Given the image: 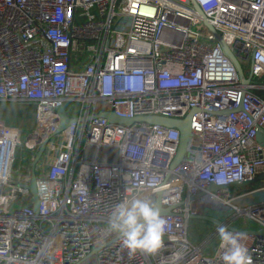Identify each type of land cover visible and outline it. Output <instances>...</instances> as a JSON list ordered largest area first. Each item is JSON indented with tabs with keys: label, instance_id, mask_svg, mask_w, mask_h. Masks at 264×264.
Instances as JSON below:
<instances>
[{
	"label": "built area",
	"instance_id": "built-area-1",
	"mask_svg": "<svg viewBox=\"0 0 264 264\" xmlns=\"http://www.w3.org/2000/svg\"><path fill=\"white\" fill-rule=\"evenodd\" d=\"M193 1L204 18L189 0H0V102L32 103L31 154L43 141L52 152L40 157L43 173L35 168V212L30 177L12 178L21 130L0 118V264H79L92 255L94 264H223L218 225L195 241L190 215L264 230V200H244L264 191V181L234 197L227 187L264 173L256 139L264 95L255 92L264 93V0ZM61 105L72 121L54 134ZM192 109L191 137L174 168L178 129L98 116L181 119ZM210 183L223 187L209 190ZM158 191L161 205L171 207L162 215L164 245L155 254H129L106 231L109 213L123 199L154 200ZM222 206L232 213L223 217ZM233 232L252 264H264V235Z\"/></svg>",
	"mask_w": 264,
	"mask_h": 264
},
{
	"label": "clouds",
	"instance_id": "clouds-1",
	"mask_svg": "<svg viewBox=\"0 0 264 264\" xmlns=\"http://www.w3.org/2000/svg\"><path fill=\"white\" fill-rule=\"evenodd\" d=\"M218 183H223L218 178ZM106 231L114 234L129 254L157 253L164 245L167 221L156 202L147 197H132L116 203L108 217ZM220 259L223 264H252L243 237L225 225L217 226Z\"/></svg>",
	"mask_w": 264,
	"mask_h": 264
},
{
	"label": "water",
	"instance_id": "water-1",
	"mask_svg": "<svg viewBox=\"0 0 264 264\" xmlns=\"http://www.w3.org/2000/svg\"><path fill=\"white\" fill-rule=\"evenodd\" d=\"M192 7L196 10L199 16L204 18V14L201 11V9L198 7V5L193 1L189 0ZM205 26L210 30V32L214 35L215 39L219 42L222 50L224 53L230 58L232 63L234 64L236 68V72L238 74L239 80L243 84H248L249 83V77H245L243 70L235 58V56L232 54L231 50L229 47L222 41L220 35L218 32H216L211 25H209L206 21L204 22ZM195 109H192L187 115L181 119H173V118H167L164 116H158V115H146V116H136L133 118H127V117H120L117 116L114 112L112 111H102L98 113V116L105 118L108 122L111 123H118V124H124V125H130L133 122H146L149 124H157V125H163L167 127H175L179 131V142L178 146L175 152V155L173 159L171 160L169 167L174 168L182 159V157L185 154L186 150V145L187 141L191 137V129H190V117L192 113L194 112ZM57 112L60 117L59 124L54 132V134H59L62 132L68 124L72 121V119L68 118L65 114L64 107L63 105L59 106L57 108ZM256 139L257 141L264 146V128H258L256 131ZM46 141H43L41 145L37 148L36 152L34 153L33 160L31 162V167H30V178L27 184V188L29 189L30 193L32 194L33 197V210L36 212L38 208V198H37V191H36V185H35V179H36V173H35V167L37 162L40 160V157L45 149ZM257 180H262L264 181V173L256 175L253 179L251 180H239V181H233L227 185V187H233V188H239L242 186H246L254 181ZM223 186H218L213 183H210L208 186L209 190H217ZM160 196L161 192L158 191L155 196H154V202L157 203L161 210L162 215H168L171 213V207H163L160 202ZM200 196V195H197ZM191 218L193 219H201V220H206L209 222H212L216 225H220V221L214 217L210 216H205V215H190ZM232 231H240L242 233H253L255 235H264V230H239L235 229L234 227H228Z\"/></svg>",
	"mask_w": 264,
	"mask_h": 264
},
{
	"label": "rangeland",
	"instance_id": "rangeland-1",
	"mask_svg": "<svg viewBox=\"0 0 264 264\" xmlns=\"http://www.w3.org/2000/svg\"><path fill=\"white\" fill-rule=\"evenodd\" d=\"M243 69L246 70L248 65L243 64ZM34 117V105L30 102H0V118L3 119L5 124L9 125L13 128H18L21 130L20 135V145L17 147L15 152V160L12 166V178L15 183L16 180H20L23 176L30 177V167L31 162L33 160L34 154H31V149L33 148L32 141L30 139V128L32 127V121ZM50 141L56 143L61 142V136H53ZM100 154L111 153L113 158L115 157L116 151L111 148H101ZM43 155L49 157L52 155V152H48L45 148L43 151ZM40 161V160H39ZM38 161V162H39ZM36 164V170L38 172H44V164L39 162ZM263 184L262 180L254 181L246 186H242L239 188H231L229 190L230 196L234 197L237 195H241L251 190H258ZM245 202L247 204H255L264 200V191H256L249 197H246ZM218 205V204H217ZM218 213L223 217L232 213V210L226 207H219ZM214 223L205 221V220H191L189 225V233L193 240H199L205 233L206 229L214 227ZM213 245L216 244V240L212 242ZM214 246H211L203 254H208L211 250H213ZM95 257L94 255L88 257L87 259L81 261L79 264H94Z\"/></svg>",
	"mask_w": 264,
	"mask_h": 264
},
{
	"label": "trees",
	"instance_id": "trees-1",
	"mask_svg": "<svg viewBox=\"0 0 264 264\" xmlns=\"http://www.w3.org/2000/svg\"><path fill=\"white\" fill-rule=\"evenodd\" d=\"M255 92H256L258 95H264V93H263L262 91L255 90Z\"/></svg>",
	"mask_w": 264,
	"mask_h": 264
},
{
	"label": "bare ground",
	"instance_id": "bare-ground-1",
	"mask_svg": "<svg viewBox=\"0 0 264 264\" xmlns=\"http://www.w3.org/2000/svg\"><path fill=\"white\" fill-rule=\"evenodd\" d=\"M44 137H45V135H44V133L42 134V138L44 139Z\"/></svg>",
	"mask_w": 264,
	"mask_h": 264
},
{
	"label": "crops",
	"instance_id": "crops-1",
	"mask_svg": "<svg viewBox=\"0 0 264 264\" xmlns=\"http://www.w3.org/2000/svg\"><path fill=\"white\" fill-rule=\"evenodd\" d=\"M32 123H33V121H32Z\"/></svg>",
	"mask_w": 264,
	"mask_h": 264
}]
</instances>
